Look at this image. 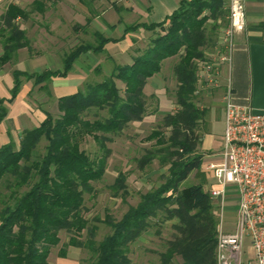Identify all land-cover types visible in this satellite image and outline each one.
Returning <instances> with one entry per match:
<instances>
[{"label":"trees","instance_id":"trees-1","mask_svg":"<svg viewBox=\"0 0 264 264\" xmlns=\"http://www.w3.org/2000/svg\"><path fill=\"white\" fill-rule=\"evenodd\" d=\"M57 1L35 0L29 10L7 6L0 15V67L13 61L18 50H32L17 20H26L33 12L42 14L47 3ZM227 16L226 0H183L162 22L125 26V34L140 26L153 33L146 46L135 51L131 64L115 65L103 80L58 98L59 115L46 112L38 126L21 133L17 149L12 144L0 147V187L8 191H0V264H48L61 231L71 234L66 247L86 248L92 253V264H131L130 246L149 229L166 222L171 223L173 235L159 253V264H214L218 220L204 189L205 177L201 174L197 183L186 187L182 183L200 171L203 157L197 149L199 125L206 111L196 104V61L204 59V48L212 44L214 31L227 25ZM93 37V42L79 43L64 53L61 70L32 75L13 70L10 100L22 77L33 80V87L46 89L41 85L65 77L81 54L101 53L112 40L99 32ZM173 57L178 58L173 66L176 109L166 113L160 124L168 132L154 129L144 139L154 140V144L135 159L140 170L157 160L167 168V174L162 183L140 194L138 203L128 206L119 220L105 215L103 223L110 233L95 242L96 227L88 226L83 214L84 194L93 192L92 183L105 173L111 136L122 134L129 124L144 118L147 80L160 72L164 60ZM3 104L0 99V121L6 115ZM90 115L93 120L87 118ZM85 137L97 144L100 156L91 158L80 149ZM42 141L43 153L39 154ZM126 179L120 173L112 185L114 194L120 190L123 199L128 195ZM83 231L88 238L80 241ZM65 255V248L61 249L60 256Z\"/></svg>","mask_w":264,"mask_h":264},{"label":"crops","instance_id":"crops-1","mask_svg":"<svg viewBox=\"0 0 264 264\" xmlns=\"http://www.w3.org/2000/svg\"><path fill=\"white\" fill-rule=\"evenodd\" d=\"M34 1L0 0V15L9 4L17 5L22 9H26L25 7L28 6L29 8L26 10H29ZM66 1L70 5H64L63 0H59L53 4L55 5L53 10L56 9L55 11L58 16L59 14L61 16L67 15L71 20L75 19L74 28L77 32L80 29L85 31L84 25L89 20L86 26L87 24L92 26L94 28L92 30L93 33L99 32L112 40L105 44L101 53L85 52L81 54L74 61L65 77H55L46 84L41 85H45L46 89L40 86L33 87V80H27L22 77L21 85L12 100L10 98L13 88V70L16 69L28 75L41 74L45 70H61L62 63L60 67V59L55 54H51V51L44 50L37 54L29 55L24 50L25 48H23L18 50L13 61L0 67V99L4 100L3 105L6 109V115L0 121V147L12 144L17 149L21 133L24 130L38 126L44 119L45 113H49L40 103L35 102L34 95L39 96V92L45 93L48 98L53 97L57 101L62 96L82 90L86 82H88L87 79L90 78L92 69L96 65L101 64L105 59L110 62L116 61L118 65L131 64L135 56L134 51L144 48L153 33L140 26L135 31L125 34V26L162 22L178 8V4L183 0H105L113 5L115 19L112 23H109V21L102 23L104 26H97V19L91 20L86 18L88 12L81 5H86V1L85 3L79 0ZM97 2L100 5L103 0ZM5 3L6 5L3 7ZM243 3L246 16L245 27L242 31L235 34L231 61L229 64H222L220 66L218 85L213 89L212 96L208 98V108L210 111L206 109L204 133L209 136H211V133H214L216 136V148H211L212 140L203 145L201 137L198 146L200 151L198 153L203 156L200 169L202 172L208 171L206 169L208 164L220 161L219 152L224 129L223 96L227 89H230L233 103L248 105L254 112H264V0H243ZM33 13L43 15L45 11L42 14ZM33 13L31 16L34 15ZM19 20L22 19H18L17 22ZM1 53L2 48L0 45V55ZM156 77L153 76L147 80L144 86L145 96H151L158 92L160 87L155 83ZM226 203H230V205H234L236 208V202L233 199H228ZM231 221H233V229L228 232L234 231L236 209ZM252 257L253 249L249 240L246 239L242 246V252L239 255L240 264H244L245 261Z\"/></svg>","mask_w":264,"mask_h":264},{"label":"rangeland","instance_id":"rangeland-1","mask_svg":"<svg viewBox=\"0 0 264 264\" xmlns=\"http://www.w3.org/2000/svg\"><path fill=\"white\" fill-rule=\"evenodd\" d=\"M9 1V0H5ZM14 1V0H13ZM86 5H82L87 12L88 19H97V26H104L102 23L109 21L112 23L115 19V10L113 5L109 1L103 0L102 4H98L99 0H85ZM8 3V2H7ZM64 5H70L66 0H63ZM6 5L3 4V7ZM55 5L47 3L45 13L43 15L29 16L26 20H19L18 24L26 32V36L29 40L31 51H27L29 55L37 54L44 50H47L51 54H55L61 61L64 53H67L72 47L83 42H93L94 28L86 23L84 25L85 31L81 29L79 32L75 30V19H70L67 15H60L56 13V9L53 10ZM79 7V6H78ZM29 8L28 6L25 7ZM90 17V18H89ZM85 18V19H86ZM86 21V20H85ZM89 21V20H88ZM212 22L207 24V29L210 28ZM224 28V27H223ZM222 29L215 30L212 36V44L207 45L204 48V59L202 61H196L197 65V90H196V104L201 109L208 110L209 100L213 89L216 87L206 88V82L204 78H199L201 72V66L203 62L208 61L209 57L213 55L218 49V42L222 34ZM143 49V48H140ZM138 49V50H140ZM47 53V52H46ZM135 53V51H134ZM174 59V60H173ZM178 58L173 57L171 60H164L161 64V70L156 74L155 83L159 85L158 92L151 96H146V113L144 118L139 122H133L118 136H111L112 141L107 143V147L110 149V155L107 158V164L105 173L102 179L98 182L92 183L93 192L84 194V217L88 221V226H95L96 231L92 239L95 242H99L110 233L109 227H107L103 220L105 215H110L115 220H119L126 212L128 206H135L139 201L140 194H144L151 188L162 183V176L167 174V168L161 167L157 160L146 166L143 170L138 169L135 159L140 158L145 154V151L149 149L153 144L152 141H145L144 139L154 130L159 129L167 134L168 130L161 128L160 124L163 116L166 113L175 111V97L174 92L176 90V80L173 75V66L176 64ZM115 65H118L116 61L110 62L105 59L101 64L96 65L88 78L87 83H95L103 80V78L110 75ZM12 66V65H11ZM99 67V71H95V68ZM200 67V70L198 69ZM199 72V74H198ZM219 82V79H218ZM117 86L122 90L123 86L120 82L116 81ZM218 85V83H217ZM40 94V95H39ZM39 96L34 95L35 102L40 103L42 107L49 111L53 117H57L59 112L57 110L55 99L48 98L45 93H40ZM157 94V95H156ZM210 111V109H209ZM100 115L104 116L105 112L101 111ZM88 119L93 120V116L90 115ZM205 121L199 125V135L202 137L203 145H206L208 141L212 140V149L216 147V136L211 133V136L205 135L204 128ZM204 134V135H203ZM45 142L42 141L38 145V153H43V146ZM202 146V145H201ZM80 149L94 158L100 156V151L97 144L90 137H85L80 143ZM197 151L200 149L198 147ZM123 173L127 179L125 182L128 195L123 199L121 191L114 194L112 185L115 182L117 176ZM205 173V174H204ZM204 174L205 186L204 189L208 191L211 185H214L213 177L210 171L193 172L183 183L182 187L189 186L197 183ZM207 174V175H206ZM24 190V189H23ZM22 190V191H23ZM0 191L5 194L8 193L3 187H0ZM235 206L226 203L222 212V221L224 229L232 231L233 221H231L235 214ZM217 215V211L214 210ZM158 231V232H157ZM173 235V229L170 222H166L162 225L153 227L144 233L136 242L130 246L129 258L131 264H159V253L165 249V242L171 239ZM60 242L57 246L52 247L48 264H92L94 256L86 248L67 246V242L71 234L61 231L59 233ZM88 238L87 232L83 231L79 237L80 241H85ZM65 248L66 255L60 256L61 249Z\"/></svg>","mask_w":264,"mask_h":264},{"label":"built area","instance_id":"built-area-1","mask_svg":"<svg viewBox=\"0 0 264 264\" xmlns=\"http://www.w3.org/2000/svg\"><path fill=\"white\" fill-rule=\"evenodd\" d=\"M226 7L228 23L222 30L218 49L203 62L198 75V79L204 78L208 90L217 86L220 66L231 61L234 36L246 24L243 0H226ZM223 113L220 161L206 167L214 179V186L207 192L218 220L214 264H240L239 255L246 239L253 257L244 264H264V112L233 103L227 89ZM228 199L236 202L233 232L225 231L221 217Z\"/></svg>","mask_w":264,"mask_h":264}]
</instances>
